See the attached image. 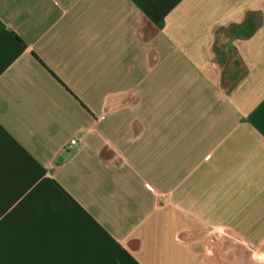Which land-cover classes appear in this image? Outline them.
I'll return each instance as SVG.
<instances>
[{"label":"crops","instance_id":"1","mask_svg":"<svg viewBox=\"0 0 264 264\" xmlns=\"http://www.w3.org/2000/svg\"><path fill=\"white\" fill-rule=\"evenodd\" d=\"M245 247L264 0H0V264H264Z\"/></svg>","mask_w":264,"mask_h":264},{"label":"rangeland","instance_id":"2","mask_svg":"<svg viewBox=\"0 0 264 264\" xmlns=\"http://www.w3.org/2000/svg\"><path fill=\"white\" fill-rule=\"evenodd\" d=\"M227 31H231V30L230 29L224 30V32H227ZM239 71H240V65H239L238 59L234 56V57H232V61H230V63L227 64L226 68L224 69V80H225L224 84L226 86L232 84V82H233L232 79L234 77L233 74H238ZM237 238H239V237H237ZM224 250L225 249H222V254H226V253L232 251V249L231 250L229 249L228 252H223ZM242 250H244L247 253V255H255L256 256V255H260V253H261L260 251H263L264 248L258 250V249H254L253 247H245ZM211 251H212V254H215V255L220 254L221 255V249H218L217 247L211 249Z\"/></svg>","mask_w":264,"mask_h":264},{"label":"trees","instance_id":"3","mask_svg":"<svg viewBox=\"0 0 264 264\" xmlns=\"http://www.w3.org/2000/svg\"><path fill=\"white\" fill-rule=\"evenodd\" d=\"M253 19L249 18L247 21L240 25H234L230 28L231 31L236 32V33H244L245 36H247L251 32L252 24H253Z\"/></svg>","mask_w":264,"mask_h":264},{"label":"built area","instance_id":"4","mask_svg":"<svg viewBox=\"0 0 264 264\" xmlns=\"http://www.w3.org/2000/svg\"><path fill=\"white\" fill-rule=\"evenodd\" d=\"M77 143V138L73 137L70 139L68 146L75 145Z\"/></svg>","mask_w":264,"mask_h":264}]
</instances>
